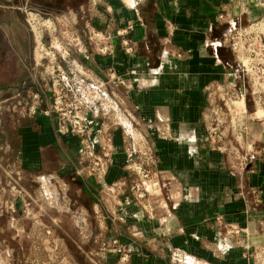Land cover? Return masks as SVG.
Instances as JSON below:
<instances>
[{
	"label": "crops",
	"instance_id": "obj_1",
	"mask_svg": "<svg viewBox=\"0 0 264 264\" xmlns=\"http://www.w3.org/2000/svg\"><path fill=\"white\" fill-rule=\"evenodd\" d=\"M65 4L0 0V93L37 91L41 106H51L22 6L53 19L68 16L80 39L62 64L79 95L91 84L105 92L96 94L85 115L96 150L109 133L111 161L102 181L80 176L79 137L60 133L52 112H37L17 129L24 171L57 183L75 181L87 197L80 211L95 221L101 213L102 231L89 233L93 245L116 239L127 255L121 264H264V126L247 111L228 44L231 26L260 18L264 0ZM88 28L110 35V51L101 53L88 41ZM215 88L243 103L228 124L216 117V130L226 135L231 129L221 147L209 135L211 113L222 114L210 93ZM141 157L156 174L150 213L129 191V165ZM230 226L241 232H227ZM104 253L95 264H120L119 254Z\"/></svg>",
	"mask_w": 264,
	"mask_h": 264
},
{
	"label": "rangeland",
	"instance_id": "obj_2",
	"mask_svg": "<svg viewBox=\"0 0 264 264\" xmlns=\"http://www.w3.org/2000/svg\"><path fill=\"white\" fill-rule=\"evenodd\" d=\"M22 11L25 24L32 31L35 59L42 62L46 57L45 52L53 50L62 64L64 54L66 56L70 53V48L80 39L73 30V24L69 23L68 16L53 19L24 5ZM229 31L228 44L234 56L241 87L242 75L247 82V111L254 116L256 122L263 123L264 126V14L251 22L235 24ZM231 36L238 42L236 48H232ZM85 37L91 42L88 29H85ZM40 41L45 46L41 50ZM238 65L243 68L240 72ZM38 71L43 76L41 84L45 88L47 78L43 67L38 66ZM67 74L69 75L68 72ZM251 90L254 92L251 93ZM34 92L37 91L0 93V264H95L110 248V241H97V248L101 249L100 254H97V248L93 245L96 241L90 239V230H96L97 234L102 231L100 211L95 212L98 216L96 221L91 220L87 213L80 211L79 204L87 202V197L83 192H79L75 181L57 183L36 172H26L17 157L20 148L17 129L26 118L33 115L28 113V107L36 101L32 95ZM221 93L217 88L211 90L215 104L219 105V111H222V114L218 111L211 113L214 118V131L217 129L216 117L224 118L223 121L228 124L231 115L234 116L243 108L239 96L221 97ZM76 94L78 97L85 95H79L77 92ZM39 103L41 105V97ZM229 133L230 128L226 130V138ZM130 138V143L136 145L138 141ZM247 160V157L242 158L244 164ZM133 162L147 164V158L141 157L131 163ZM80 164V176L93 177L96 181L103 180L108 167L106 166L99 176L88 171L86 162L82 161ZM134 174L131 183L137 178ZM149 190L147 201L140 202L135 199L143 208L147 202L151 203L155 195L152 187ZM11 245H15V251L10 252ZM118 261L121 264L120 254Z\"/></svg>",
	"mask_w": 264,
	"mask_h": 264
},
{
	"label": "built area",
	"instance_id": "obj_3",
	"mask_svg": "<svg viewBox=\"0 0 264 264\" xmlns=\"http://www.w3.org/2000/svg\"><path fill=\"white\" fill-rule=\"evenodd\" d=\"M88 32L89 40L96 46L99 52L105 53L110 51L111 45L108 42L110 35L108 33L95 28H88ZM231 41L232 48H236L238 42L235 40L234 36L232 37ZM122 44L126 51H132V46L128 44L127 39H123ZM40 45V50L45 48L42 42ZM45 55V60H42V62H38L35 57L34 59L38 66L43 67V70L46 74V84L51 96V106L47 109L41 107L39 103L41 95H39L37 92H34L32 95L36 101L28 107V113L31 115L37 112L44 114L52 112L57 119V129L60 133H71L79 137L81 144L80 162H86L88 171L100 176L111 161L112 139L110 135L105 136L104 142L100 146V149H95L93 142L89 137L91 126L88 118L85 115V109L89 106L90 101L96 97V94L105 96V92L102 91L100 85L91 84V91L87 92L84 97H78L76 94V88L70 76L64 70L57 54L53 50H48L45 52ZM62 56L63 54H61V57ZM242 70L243 68L241 69L238 65V71L240 72ZM243 77L244 76L242 75L243 83L241 96L242 98H246L247 90L245 85L247 82L245 78L243 79ZM253 92L254 91L251 90V93ZM221 94V97L227 95L223 92ZM234 96L238 97L239 95L235 94ZM253 102L254 104L256 103V101ZM224 104L226 105V102ZM209 135L213 138L218 147L223 145V141L226 137L223 130L214 131L212 129L209 131ZM142 154H146V152H143ZM129 169H131V171L137 176L135 181L130 185V192L133 198L140 202L144 200L147 201V196L150 194L149 189L155 184V181L153 180L156 178V174L149 167H146L142 162H133L131 165H129ZM144 207L150 213L151 208L148 202L146 205H144ZM227 232L238 235L241 232V228L238 226H230L227 228ZM108 245L110 247L108 248V251L120 254V261L122 263L123 261L127 260V255L123 252L116 239L108 242Z\"/></svg>",
	"mask_w": 264,
	"mask_h": 264
},
{
	"label": "trees",
	"instance_id": "obj_4",
	"mask_svg": "<svg viewBox=\"0 0 264 264\" xmlns=\"http://www.w3.org/2000/svg\"><path fill=\"white\" fill-rule=\"evenodd\" d=\"M46 1V0H45ZM51 1H53V4L55 3H57V0H51ZM50 2V1H49ZM73 2V0H65V5H70L71 3Z\"/></svg>",
	"mask_w": 264,
	"mask_h": 264
}]
</instances>
